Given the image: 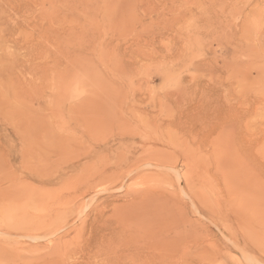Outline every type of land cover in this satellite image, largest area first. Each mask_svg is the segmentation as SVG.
<instances>
[{"label": "rangeland", "instance_id": "1", "mask_svg": "<svg viewBox=\"0 0 264 264\" xmlns=\"http://www.w3.org/2000/svg\"><path fill=\"white\" fill-rule=\"evenodd\" d=\"M0 264H264V0H0Z\"/></svg>", "mask_w": 264, "mask_h": 264}, {"label": "bare ground", "instance_id": "2", "mask_svg": "<svg viewBox=\"0 0 264 264\" xmlns=\"http://www.w3.org/2000/svg\"><path fill=\"white\" fill-rule=\"evenodd\" d=\"M93 229H94V228H93ZM98 229H99V228H98ZM90 230H91V229H90ZM94 230H95V229H94ZM96 230H97V229H96ZM91 233H92V232H91ZM97 233H99V232H97ZM95 235H96V234H95ZM95 235H94V236H95ZM90 236H91V235H90ZM92 237H93V236H92ZM96 238H97V237H96ZM93 239H95V238H93ZM95 240H96V239H95ZM94 243H95V242H94ZM95 244H96V243H95ZM97 245H98V244H97ZM97 249H98V248H97ZM100 251H101V250H100ZM100 251H99V252H100ZM99 252H97V253H99ZM102 252H103V251H102ZM95 254H96V253H95ZM100 254H101V253H100Z\"/></svg>", "mask_w": 264, "mask_h": 264}]
</instances>
